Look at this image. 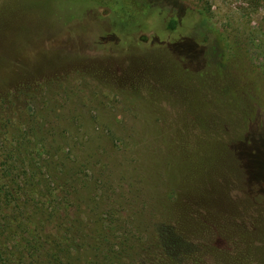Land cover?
I'll return each mask as SVG.
<instances>
[{
	"label": "rangeland",
	"instance_id": "obj_1",
	"mask_svg": "<svg viewBox=\"0 0 264 264\" xmlns=\"http://www.w3.org/2000/svg\"><path fill=\"white\" fill-rule=\"evenodd\" d=\"M7 1L9 143L27 142L30 116L43 157H92L106 203L143 189L141 174L158 190L177 143L172 264H264V0ZM212 75L227 86L215 99Z\"/></svg>",
	"mask_w": 264,
	"mask_h": 264
},
{
	"label": "trees",
	"instance_id": "obj_2",
	"mask_svg": "<svg viewBox=\"0 0 264 264\" xmlns=\"http://www.w3.org/2000/svg\"><path fill=\"white\" fill-rule=\"evenodd\" d=\"M81 2L71 3L79 11ZM176 26L171 19L170 29ZM215 76L214 99L227 88ZM32 122L27 117V142L14 147L4 137L10 119L0 120V264H172L177 241L171 232L178 224L168 187L178 186L188 172L179 169L187 157L182 146L171 144L178 163L172 165L169 152L158 190L141 174L143 189L126 190L122 203H106L102 195L98 200L106 175L95 169L92 157L66 152L43 157ZM125 204L137 210L122 213L119 206Z\"/></svg>",
	"mask_w": 264,
	"mask_h": 264
}]
</instances>
